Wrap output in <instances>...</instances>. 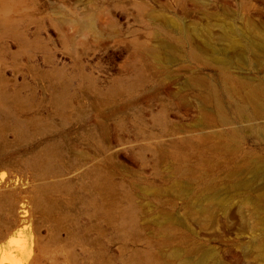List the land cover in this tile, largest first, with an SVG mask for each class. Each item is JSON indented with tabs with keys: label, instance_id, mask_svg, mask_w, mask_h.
<instances>
[{
	"label": "rangeland",
	"instance_id": "rangeland-1",
	"mask_svg": "<svg viewBox=\"0 0 264 264\" xmlns=\"http://www.w3.org/2000/svg\"><path fill=\"white\" fill-rule=\"evenodd\" d=\"M2 172L0 264H264V0H0Z\"/></svg>",
	"mask_w": 264,
	"mask_h": 264
},
{
	"label": "water",
	"instance_id": "water-1",
	"mask_svg": "<svg viewBox=\"0 0 264 264\" xmlns=\"http://www.w3.org/2000/svg\"><path fill=\"white\" fill-rule=\"evenodd\" d=\"M21 192L19 186L13 183H2L0 184V198H12L13 203L10 206V220L8 226L1 230L0 241L6 240L11 230L19 223V211L17 207L18 195Z\"/></svg>",
	"mask_w": 264,
	"mask_h": 264
},
{
	"label": "bare ground",
	"instance_id": "bare-ground-1",
	"mask_svg": "<svg viewBox=\"0 0 264 264\" xmlns=\"http://www.w3.org/2000/svg\"><path fill=\"white\" fill-rule=\"evenodd\" d=\"M3 175H4L3 172L0 173V180L3 178ZM25 229H26L25 224H23V223H20L18 225L16 224V226L9 233L6 240H4L0 243V249L4 250V249H10L11 247H14L13 244H14L15 240L17 239L16 237L19 234L23 233Z\"/></svg>",
	"mask_w": 264,
	"mask_h": 264
}]
</instances>
